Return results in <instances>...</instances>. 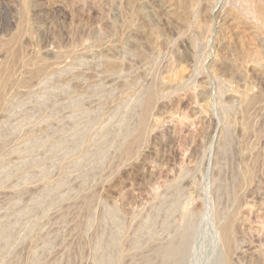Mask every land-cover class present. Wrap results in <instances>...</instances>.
I'll list each match as a JSON object with an SVG mask.
<instances>
[{
  "label": "rangeland",
  "instance_id": "obj_1",
  "mask_svg": "<svg viewBox=\"0 0 264 264\" xmlns=\"http://www.w3.org/2000/svg\"><path fill=\"white\" fill-rule=\"evenodd\" d=\"M262 11L0 0V264H259Z\"/></svg>",
  "mask_w": 264,
  "mask_h": 264
},
{
  "label": "bare ground",
  "instance_id": "obj_2",
  "mask_svg": "<svg viewBox=\"0 0 264 264\" xmlns=\"http://www.w3.org/2000/svg\"><path fill=\"white\" fill-rule=\"evenodd\" d=\"M193 1V0H192ZM260 8V7H259ZM260 12V11H259ZM23 16H24V14H23ZM260 16H262V17H264V11H262L261 12V15ZM24 18V17H23ZM26 18V17H25ZM24 21V20H23ZM27 21V20H26ZM18 51V50H17ZM11 53V52H10ZM9 56V55H8ZM16 54H13V57L11 56L10 57V59L12 58V60L13 59H16ZM18 57V56H17ZM11 60V61H12ZM18 60V59H17ZM10 61V60H9ZM16 61V60H15ZM14 61V62H15ZM12 64H13V61L11 62ZM10 63V64H11ZM11 64V65H12ZM14 65V64H13ZM17 65V64H16ZM121 66V65H120ZM119 66V67H120ZM116 67V66H115ZM112 68V67H111ZM8 69V71H9V68H7ZM11 69V68H10ZM40 69H41V67H40ZM114 69V68H113ZM1 70V69H0ZM37 70V69H36ZM39 70V69H38ZM38 70H37V72H38ZM117 70V69H116ZM11 71V70H10ZM37 72H35V73H37ZM9 74V72H7L6 70H1V72H0V90H1V88L3 87V85H5V84H3L4 83V81H3V75H5V77L7 78V76H6V74ZM120 73V72H119ZM39 75V74H38ZM35 76H36V74H35ZM8 77H9V75H8ZM76 78V77H75ZM78 79V78H77ZM80 80V79H79ZM21 81V80H20ZM18 82V81H17ZM26 84V83H25ZM29 85V84H28ZM6 87V86H5ZM5 87H3V88H5ZM2 88V89H3ZM24 89V88H23ZM5 91V90H4ZM30 92V91H29ZM17 93V92H16ZM155 99H157V97H156V95H155V92L152 90L150 93H149V95H148V97H147V99H146V101H145V103H144V107L142 106V104H141V106L143 107V109H144V112H143V116L141 117V122L139 121V123H138V125L140 126V127H138V126H136V127H138L139 129H137L136 128V132H137V130H138V132L136 133L137 134V136H136V138L134 137V139H135V141H139V139H140V137H141V135L143 136V130L145 129V127H146V117L148 116V114H150V112H151V110H152V108H153V105H154V103H155ZM144 100V99H143ZM157 101V100H156ZM141 102V101H140ZM143 103V102H142ZM147 129V128H146ZM134 139H132V140H134ZM138 141H137V143H138ZM109 142V141H108ZM134 142V141H133ZM104 143H106V142H104ZM136 143V144H137ZM140 143V142H139ZM125 147V146H124ZM102 149V148H101ZM102 151V150H101ZM87 156V155H86ZM215 180V179H214ZM103 206V205H102ZM106 207V206H105ZM109 207V206H108ZM94 208V207H93ZM95 209V208H94ZM106 209V208H105ZM112 210V209H111ZM111 210H109V211H111ZM91 211V210H90ZM95 211H96V209H95ZM106 212V211H105ZM105 212H103V213H105ZM108 212V211H107ZM96 213V212H95ZM106 214V213H105ZM113 214V213H112ZM95 215V214H94ZM92 216V215H91ZM113 216H114V214H113ZM116 216V215H115ZM117 218V217H116ZM104 219V218H103ZM231 219V218H230ZM116 221V220H115ZM105 222V221H104ZM118 222V221H117ZM117 222H115V223H117ZM106 224V223H105ZM107 225V224H106ZM99 226V225H98ZM192 227V226H191ZM105 228V227H104ZM232 228H233V224H232V222L231 221H229V222H227L223 227H222V229L221 230H219V233L216 231V236L217 237H219V234H220V239H221V243H223L222 244V246L224 247L223 248V251L225 252V255H226V257L229 259V261H230V256L232 255V254H234V255H236L235 253H234V250H233V247H234V244L236 243V241H234V233L232 232L233 230H232ZM106 229V228H105ZM112 230V229H111ZM235 232V231H234ZM110 234V233H109ZM113 235H115V234H113ZM112 236V235H111ZM110 237V236H109ZM108 237V238H109ZM113 237H115V236H113ZM112 237V239H114ZM112 239H110L111 241H112ZM110 240L108 241V243H110ZM115 240V239H114ZM133 240V239H132ZM96 243V242H95ZM107 243V242H106ZM113 243V242H112ZM97 244V243H96ZM99 245V244H98ZM102 245V244H101ZM162 245V244H161ZM106 246V245H105ZM115 246V245H114ZM168 246V245H167ZM170 246V245H169ZM180 246V245H179ZM236 246V245H235ZM116 247V246H115ZM165 247V246H164ZM112 248V247H111ZM162 248V247H161ZM235 248V247H234ZM104 249V248H103ZM117 249V248H116ZM128 249V248H127ZM250 249V248H249ZM96 250V249H95ZM232 250H233V253H232ZM104 250H102V252H103ZM133 251V250H132ZM159 251V250H158ZM161 251V250H160ZM163 251V250H162ZM238 250H236L235 252H237ZM264 252V251H263ZM263 252H261V254L259 255V256H256L255 254H253L252 256H251V258H250V262H255V261H258L259 262V264H264V253ZM158 253H160V252H158ZM253 253V252H252ZM258 253V252H257ZM263 253V254H262ZM237 254H239L238 252H237ZM166 255V254H165ZM171 256V255H170ZM249 256V257H250ZM168 257V256H167ZM225 257V258H226ZM230 257V258H229ZM234 257V256H233ZM227 258H226V260H227ZM143 260V259H142ZM149 260V259H148ZM255 260V261H254ZM106 261H108V260H106ZM231 261H232V258H231ZM110 263V262H109ZM108 264V263H107ZM146 264H149V263H146ZM233 264V263H232Z\"/></svg>",
  "mask_w": 264,
  "mask_h": 264
}]
</instances>
